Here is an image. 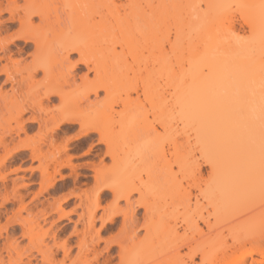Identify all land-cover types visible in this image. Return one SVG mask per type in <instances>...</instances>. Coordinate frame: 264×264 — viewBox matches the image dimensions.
Returning a JSON list of instances; mask_svg holds the SVG:
<instances>
[{
	"label": "bare ground",
	"instance_id": "1",
	"mask_svg": "<svg viewBox=\"0 0 264 264\" xmlns=\"http://www.w3.org/2000/svg\"><path fill=\"white\" fill-rule=\"evenodd\" d=\"M166 29L164 0H0V264H264V201L233 196L264 183V57L220 36L187 82ZM235 71L256 108L216 95Z\"/></svg>",
	"mask_w": 264,
	"mask_h": 264
},
{
	"label": "rangeland",
	"instance_id": "2",
	"mask_svg": "<svg viewBox=\"0 0 264 264\" xmlns=\"http://www.w3.org/2000/svg\"><path fill=\"white\" fill-rule=\"evenodd\" d=\"M164 11L166 13V19H167V29H166L167 37L169 38V40L173 41L176 33L178 35V48L176 51L169 50L167 54V58H169L172 62H174L175 59L178 60L180 65V70L182 74L186 76L187 82H189L193 78L191 73L194 74L195 69L198 66H200L199 64L205 63L203 61L204 57H202L203 55L201 54L202 51L207 49L214 40L217 41L220 38L224 39L221 41L228 40L229 42L233 43L236 48L245 47L247 50H249L250 53L249 57L251 55H254L255 57L257 56L262 58L264 57V22H263L264 0H225L222 4H218L217 6L205 5L203 0H164ZM248 12H252L254 15L259 17V21H260L259 25L261 28V32L259 36H256L255 33H253V31H251L250 29V21L247 19ZM246 16L247 18H244ZM230 27H232V30L229 29ZM256 37L258 38V41L256 43L257 44L256 49H254L253 44H255ZM165 47L168 49L167 44L165 45ZM174 53L177 55V57H174ZM195 55H198V57H196ZM208 61H211V59ZM206 65L200 66V68L198 67V70L200 69L203 75L199 72V73H195L194 76H198L200 74L202 75L204 80H206L205 78L207 79L210 78L211 72L208 71L209 70L207 69L208 65L207 66ZM235 72L234 73L232 72V74L226 73L228 78L227 77L225 78H227L229 84L226 82L224 78L225 80L224 85L221 82L220 85L223 86H220L221 88L217 86L220 89H218L217 87H216L217 89H215L217 91L220 90L219 91L220 93L218 92L219 94H216L217 91H215L216 92L215 94L219 95L218 98H221L220 96L222 94V96H224V98L222 97V100L226 99L225 102H227L230 99L231 102L234 103V104L232 103L233 105L238 106L234 108H239L242 103H244V105L249 104V106L248 105L246 106L248 108H251V110L253 108H256L253 102L255 97V92H253V90L256 89L257 85L254 86L252 89L250 88V86H248L245 89V87H243L240 83L237 82L239 80L238 78L245 76L244 75L245 73L242 74L243 72L240 73V71L239 73L237 71ZM202 77L200 78L202 79ZM262 83L263 84L260 87L264 88V79ZM226 96L229 99H227ZM262 105H264V103L260 104V106ZM260 108L264 109L263 106ZM260 108H259L260 112L258 114L252 115V118L253 116L255 117L253 118V120L254 119L257 120V118L260 120V117L263 115L262 113L264 112L263 111L261 112ZM239 110L237 109L238 112H240ZM258 115H260V117H257ZM256 122H258L259 124L258 120ZM249 129L250 128H246L243 131V134H245L246 139L248 138L250 141L252 139L251 138L252 136L249 135L251 133L250 131H248ZM243 138L245 139V137H242L241 140H243ZM85 148L86 147H80L79 149L78 147L77 149L70 150L71 152L69 151V153L72 154L70 155L72 156L73 164L77 165L76 166L77 171L80 172L81 174L86 173L89 175L90 172L88 171V169L86 170L84 167H82V163L84 164L91 160L90 158L91 155L84 153L86 151ZM251 163L252 160L248 159L247 156L244 157L243 155L239 154L233 149L229 151V153L226 156V159H224V165H226V167L229 169H241V170L249 169L251 168L250 167ZM15 167H17V165H15ZM262 167H264V164H262ZM9 168L11 170L14 169L13 167H9ZM9 168L6 169V171H8ZM22 168L21 170L18 169V171H16L15 168L14 171L15 173L14 172L11 173V171L5 173L7 174L6 182L7 183L9 182L8 185H11L10 184L11 182L9 181L10 177L13 176L12 178H14L15 174H16L15 177L23 176L22 177L23 180L25 178V183L27 182L26 177L28 176L29 168L28 170L26 167H25L26 169L25 168L22 169ZM206 169H207L206 167H203L202 171L204 172ZM64 170L66 173L68 172L67 168H65ZM172 176H173L172 179H170L169 181L171 183L174 181L181 187H186L187 184L190 182L188 176L186 177V171L184 169L179 170L176 167H173ZM71 179L72 177L71 178L69 177L70 180L69 189H71L72 187ZM86 179L85 178L81 179L82 180L81 182L83 181L90 182L91 180L90 177H87ZM21 184L20 183L18 184L19 185L18 188L21 187L20 190L21 189L23 190L24 187L22 188V186H20ZM29 189H31V191L33 190L34 192V190L36 191L37 188L36 185L31 184ZM30 195H28L27 198L25 199V203L26 202L28 203L29 197L32 198L33 195L32 196ZM233 196L238 199H245L250 201H264V183L261 184V188L256 193L252 191L251 192L247 191L244 194L241 193V195L237 194ZM29 201H31V199H29ZM102 204H104V202ZM64 207H66V205ZM66 208L68 209V206ZM1 220L3 221L2 218L0 219V221ZM2 233H4V231H2ZM113 233H115V231ZM113 233L111 232L110 234ZM106 235L108 236V233H104V232L101 233V236L103 237H107ZM59 238H64V236L59 235ZM102 246L103 244L101 242L100 247Z\"/></svg>",
	"mask_w": 264,
	"mask_h": 264
}]
</instances>
